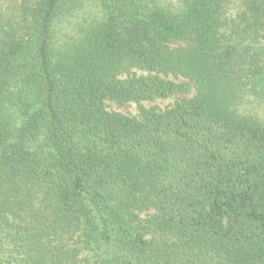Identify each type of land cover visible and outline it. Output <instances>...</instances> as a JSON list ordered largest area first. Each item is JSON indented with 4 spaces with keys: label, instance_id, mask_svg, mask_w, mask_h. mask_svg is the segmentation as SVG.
<instances>
[{
    "label": "trees",
    "instance_id": "trees-1",
    "mask_svg": "<svg viewBox=\"0 0 264 264\" xmlns=\"http://www.w3.org/2000/svg\"><path fill=\"white\" fill-rule=\"evenodd\" d=\"M0 264H264V0H0Z\"/></svg>",
    "mask_w": 264,
    "mask_h": 264
},
{
    "label": "rangeland",
    "instance_id": "rangeland-1",
    "mask_svg": "<svg viewBox=\"0 0 264 264\" xmlns=\"http://www.w3.org/2000/svg\"><path fill=\"white\" fill-rule=\"evenodd\" d=\"M194 92V90H193ZM192 92V93H193ZM179 97V95H173L168 98L163 99H155V100H146L142 101V103L146 106H158L160 108H166L168 106H171ZM109 109L120 111L123 113H129V114H137L139 112V103L135 101L127 102L124 105L118 104L114 100H107Z\"/></svg>",
    "mask_w": 264,
    "mask_h": 264
}]
</instances>
